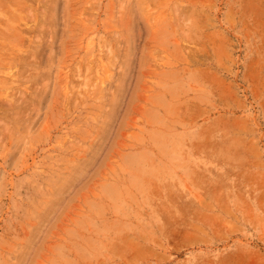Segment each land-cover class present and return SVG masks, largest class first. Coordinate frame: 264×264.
<instances>
[{
  "label": "rangeland",
  "instance_id": "1",
  "mask_svg": "<svg viewBox=\"0 0 264 264\" xmlns=\"http://www.w3.org/2000/svg\"><path fill=\"white\" fill-rule=\"evenodd\" d=\"M0 264H264V0H0Z\"/></svg>",
  "mask_w": 264,
  "mask_h": 264
},
{
  "label": "bare ground",
  "instance_id": "2",
  "mask_svg": "<svg viewBox=\"0 0 264 264\" xmlns=\"http://www.w3.org/2000/svg\"><path fill=\"white\" fill-rule=\"evenodd\" d=\"M5 43V42H4Z\"/></svg>",
  "mask_w": 264,
  "mask_h": 264
}]
</instances>
